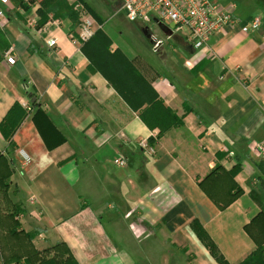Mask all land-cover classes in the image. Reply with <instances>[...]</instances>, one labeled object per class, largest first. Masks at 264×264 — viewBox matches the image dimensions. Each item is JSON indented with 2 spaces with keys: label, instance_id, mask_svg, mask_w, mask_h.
<instances>
[{
  "label": "crops",
  "instance_id": "crops-1",
  "mask_svg": "<svg viewBox=\"0 0 264 264\" xmlns=\"http://www.w3.org/2000/svg\"><path fill=\"white\" fill-rule=\"evenodd\" d=\"M81 1L163 104L188 112L182 126L148 142L149 154L139 143L152 131L88 68L78 26L50 18L28 27L37 3L28 10L0 4V124L15 104L31 107L12 150L0 132L2 252L17 251L21 237L36 250L63 242L77 264H218L194 222L227 264L264 248V0H216L236 5L237 24L202 50L184 32L142 22H131L129 45L114 44ZM253 19L260 29L243 32ZM151 34L162 41L158 50ZM119 157L125 167L114 164ZM216 165L223 172L207 178ZM236 187L241 194L232 198ZM15 230L36 236L29 243Z\"/></svg>",
  "mask_w": 264,
  "mask_h": 264
},
{
  "label": "trees",
  "instance_id": "trees-1",
  "mask_svg": "<svg viewBox=\"0 0 264 264\" xmlns=\"http://www.w3.org/2000/svg\"><path fill=\"white\" fill-rule=\"evenodd\" d=\"M11 1L15 5V8L24 10L30 9L37 3L38 8L36 12L39 16L37 27L43 26L50 18H68L72 22L73 29L79 25L77 15L70 9L71 7L68 6L66 0ZM7 50H9L8 47L5 51ZM80 50L89 58L90 62L88 68L93 72H99L107 79L127 105L137 113V116L143 124L152 131L153 135L148 139L150 145L160 139L168 130L182 126L188 109L184 107L183 113L179 115L174 110L166 107L161 99L157 97L150 83L144 79L140 71L136 68L133 60L127 59L118 49H112L110 39L101 29L97 30L90 40L81 43ZM31 106H34V103ZM30 109L31 107L23 109L18 104H15L1 122L0 132L7 142V149L12 150L14 148L12 141L13 136L26 117L27 111ZM2 156L0 152V159ZM261 163L264 165V161H261L260 164ZM220 172H223L222 167L216 165L207 178L218 175ZM238 172L239 167L236 165L232 170L227 172V175L233 179ZM203 181L199 182L198 185L202 186ZM241 191L239 187H236L231 197H237L241 194ZM260 214H262V212ZM192 227L199 240L207 248L217 263L227 264L201 226L194 222ZM245 228L248 229V226ZM13 232L14 233L11 234L14 236L20 235V233L22 234V232L17 233V230ZM22 235H24L23 237L25 240L31 243L36 233ZM20 238L21 237L16 238L20 243L18 250L10 252L8 255L2 252L3 242L0 240V264H77L63 242H57L44 250H36L32 246L27 247V245L22 244ZM238 264H264L263 246L258 244L257 247Z\"/></svg>",
  "mask_w": 264,
  "mask_h": 264
},
{
  "label": "built area",
  "instance_id": "built-area-1",
  "mask_svg": "<svg viewBox=\"0 0 264 264\" xmlns=\"http://www.w3.org/2000/svg\"><path fill=\"white\" fill-rule=\"evenodd\" d=\"M67 2L77 14L79 21L75 41L78 44L85 43L94 36L100 26L81 0H67ZM120 3L128 21L160 25L174 32H184L187 42L195 50L205 49L214 35L226 27L237 24L234 3L222 5L216 0H120ZM0 4L13 8L9 0H0ZM34 7L37 10L38 5ZM3 15V10L0 9V18H3ZM38 20V16L34 14L28 18L27 26L35 28ZM259 29L260 22L257 19L250 20L241 28L246 33H254ZM150 40L153 50H158L162 46V41L155 35L151 34ZM46 44L53 47L55 41L48 40ZM5 58L8 64H15V59L8 53H5ZM139 146L149 154L153 153L148 141H140ZM262 151V147L255 149L257 153ZM114 164L125 167L126 159L119 157Z\"/></svg>",
  "mask_w": 264,
  "mask_h": 264
},
{
  "label": "rangeland",
  "instance_id": "rangeland-1",
  "mask_svg": "<svg viewBox=\"0 0 264 264\" xmlns=\"http://www.w3.org/2000/svg\"><path fill=\"white\" fill-rule=\"evenodd\" d=\"M85 1L94 10V12L103 20L104 23L103 30L109 35L113 43L121 46L129 45V43L132 41V40L130 41L129 32H131V26L133 25V23L129 22L125 18V15L121 10L120 0H85ZM217 1L221 2V0H217ZM66 3L68 4L67 0ZM68 6L71 7L69 4ZM70 9H72V7ZM83 185L84 182L82 181L81 185L78 186L77 188V190L81 194H84Z\"/></svg>",
  "mask_w": 264,
  "mask_h": 264
}]
</instances>
